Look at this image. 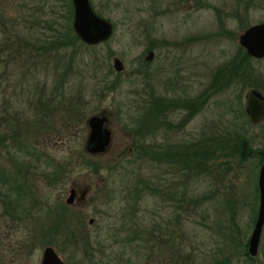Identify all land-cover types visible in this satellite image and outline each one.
Segmentation results:
<instances>
[{"label": "rangeland", "instance_id": "374dc122", "mask_svg": "<svg viewBox=\"0 0 264 264\" xmlns=\"http://www.w3.org/2000/svg\"><path fill=\"white\" fill-rule=\"evenodd\" d=\"M66 2L0 0V170L32 184L27 195L9 191V204L0 195V264H40L46 246L67 264H264V227L257 255L243 249L264 163V123L249 121L245 96H264V58L251 56L243 77L216 80L239 34L264 22V0H89L109 36L38 52L40 39L74 28ZM101 113L112 142L92 155L87 118ZM214 131L248 143L211 157L205 172L169 158ZM132 139H146L154 160L136 158ZM57 168L60 179H47ZM72 186L89 188L85 203H66ZM57 198L73 206L70 230L88 236L80 246L65 241L64 228L47 229Z\"/></svg>", "mask_w": 264, "mask_h": 264}, {"label": "trees", "instance_id": "16d2710c", "mask_svg": "<svg viewBox=\"0 0 264 264\" xmlns=\"http://www.w3.org/2000/svg\"><path fill=\"white\" fill-rule=\"evenodd\" d=\"M66 5L69 8V12H68L69 20L68 21L72 22L74 19L72 0H67ZM57 32L58 33L54 37V39L53 38L51 40L49 39L48 42H46V40H41V39L39 43L38 41H36L38 45L35 47V49L38 52L48 50V53L52 51L57 54L59 47L62 48L63 46H69V44L75 45L77 41H81L83 44L85 43V41H83L79 37L75 29L73 28V22L71 23L69 27L63 30L62 34L59 30ZM229 34L230 32L228 33V35ZM251 59L252 57L246 54L245 50L241 46H238L237 52L234 53V55H232L229 58V60L220 68L219 73L216 76V80L220 78L227 82V81L234 80V78H238V76L243 77L247 73L246 64H248ZM198 100H200V103H201L202 99L198 98L195 101H198ZM193 102L190 103V101H188L187 103H190L189 105L191 106V109L196 110L195 106H193ZM152 119L148 120L149 125L154 126V124L157 125L159 123V122H155ZM149 128H152V127H149ZM11 134H12L11 135L12 138L15 139L19 136V131L17 133L12 132ZM5 136H2V135L0 136V144H5V141H6ZM198 140L200 141V139ZM236 141L237 142L239 141V144H241V147H243V150H244V146L248 143L247 140L243 137L238 138L236 136V138H233V135L230 131H226V132L214 131L212 135L210 136L206 135L205 138H203L200 141V142H203L202 146H200L201 144L200 142L198 143L194 141L196 145L194 142H192V144L194 143L195 146L193 145L194 148L192 147L193 150L190 151V154H186L185 151H183L181 154L171 153V157L169 158H172V162L179 163L180 159L182 160V162L184 161L185 164L183 166L184 167L183 170H188L190 172L192 171L205 172L207 171V169H209L210 163L212 161L211 157H216V160H213L214 162H216L218 159H225L227 155L226 153H224V151L227 150L228 147L233 148V143ZM148 146L149 144L147 143L146 139H143L140 142H137L136 139H132L131 142H129V149H133L134 151V150H137L135 148H138L139 150L137 151V153L134 152L136 153L135 154L136 158L138 159L149 158L151 160H154L152 154L148 150L149 148ZM189 146H190L189 144L186 145V147H189ZM189 159L192 160V162H190ZM244 159H246V157ZM59 171H60V168H57L56 171H54V173L52 172V175H49V174L47 175V179L49 178L53 181L59 180L61 177L59 176V173H60ZM43 173L44 172H40V175H42ZM17 175L18 173L16 174L8 173V175H5V170L4 171L0 170V177H1L0 181L7 184L8 178H9V179H12L15 183V184H10V186L7 188V191H3L0 188L1 199L2 197L6 198L8 204L10 203V200H11L10 198L11 195L9 191H16V192H19V194L23 193L27 195L29 193L30 188L32 187V184L29 183L28 179L25 177L26 174L23 176L22 181L19 180ZM136 189H137V194L139 195V191H141L142 188L136 185L135 190ZM59 201H60V198H57L56 203ZM72 207L73 206L66 205L63 202H59V205L58 204L56 205L57 209L52 210V207L48 209L49 210L48 212L52 214L53 216H51V218L48 220L49 222H48L47 229L50 233H52V232H56L59 229V227L64 228L66 232L65 241L74 242L76 243L77 246H80L79 241L83 239H88V236H86V234H84L82 231L77 232V230L76 231L70 230V219L69 221H67L68 219L67 214L71 213L72 215V212H73ZM58 209H59L58 211L59 213H57ZM76 215L78 218L77 224H79V220L81 219V216L78 215L77 213ZM81 227L82 228L85 227L83 223H81ZM81 234L83 235L82 236L83 239H81ZM85 245L86 244L84 243V246ZM243 249H244V255L246 256V258L250 259L251 256L247 252V243H243ZM214 264H218V263H214Z\"/></svg>", "mask_w": 264, "mask_h": 264}, {"label": "water", "instance_id": "95a60500", "mask_svg": "<svg viewBox=\"0 0 264 264\" xmlns=\"http://www.w3.org/2000/svg\"><path fill=\"white\" fill-rule=\"evenodd\" d=\"M74 6V28L76 33L88 43H96L109 36L111 25L103 18L97 16L89 0H72ZM238 43L250 56L264 58V22L251 25L244 29L238 37ZM152 56L150 52L147 56ZM113 67L116 71H122L124 66L119 58L113 59ZM245 111L252 124L264 123V96L249 90L245 96ZM106 114H93L87 118L88 136L85 148L92 155L102 154L110 147L112 132L107 126ZM259 205L257 217L248 239V253L255 256L261 240L264 227V163L261 165L258 175ZM84 195V192L81 193ZM74 190H71L66 198L67 204H72ZM93 220L91 219L90 222ZM40 264H67L52 246H46L41 255Z\"/></svg>", "mask_w": 264, "mask_h": 264}, {"label": "flooded vegetation", "instance_id": "af4514ba", "mask_svg": "<svg viewBox=\"0 0 264 264\" xmlns=\"http://www.w3.org/2000/svg\"><path fill=\"white\" fill-rule=\"evenodd\" d=\"M94 12V11H93ZM98 16V15H97ZM101 18V17H100ZM80 37V36H79ZM81 38V37H80ZM82 39V38H81ZM83 40V39H82ZM104 40V39H103ZM103 40H100V41H103ZM84 41V40H83ZM100 41H98V42H100ZM98 42H96V43H98ZM152 53V56L149 58V59H147V56L149 55V53ZM154 55H155V52H154V50L153 49H150V50H148V52H147V56H146V60L147 61H151L153 58H154ZM196 105H197V101H195L194 100V102H193V106H195L196 107ZM188 111H189V109H188ZM191 111V110H190ZM101 114H104V113H101ZM169 117L170 116H168V118H167V121L166 122H169ZM170 123V122H169ZM170 124H172V123H170ZM167 127V126H166ZM71 190H74V196H73V202H72V204H70V205H80V204H82V203H85L86 201H87V193H88V191H89V188L87 187V186H85L84 188H82V189H77L75 186H72L71 188H70V191H69V193L71 192ZM82 192H84V195H81V193ZM247 252H248V241H247Z\"/></svg>", "mask_w": 264, "mask_h": 264}]
</instances>
